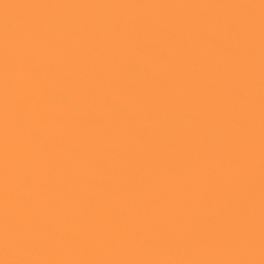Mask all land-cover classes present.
I'll return each mask as SVG.
<instances>
[{
	"label": "snow or ice",
	"instance_id": "obj_1",
	"mask_svg": "<svg viewBox=\"0 0 264 264\" xmlns=\"http://www.w3.org/2000/svg\"><path fill=\"white\" fill-rule=\"evenodd\" d=\"M0 264H264V0H0Z\"/></svg>",
	"mask_w": 264,
	"mask_h": 264
}]
</instances>
